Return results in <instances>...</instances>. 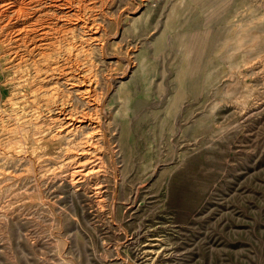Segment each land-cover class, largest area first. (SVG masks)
I'll use <instances>...</instances> for the list:
<instances>
[{"label":"rangeland","instance_id":"rangeland-1","mask_svg":"<svg viewBox=\"0 0 264 264\" xmlns=\"http://www.w3.org/2000/svg\"><path fill=\"white\" fill-rule=\"evenodd\" d=\"M89 1L106 138L88 177L57 118L76 96L48 102L0 15V264H264V0Z\"/></svg>","mask_w":264,"mask_h":264},{"label":"bare ground","instance_id":"bare-ground-1","mask_svg":"<svg viewBox=\"0 0 264 264\" xmlns=\"http://www.w3.org/2000/svg\"><path fill=\"white\" fill-rule=\"evenodd\" d=\"M0 3L2 18L13 20L7 27L10 30L7 36L13 35L8 37L12 55L19 62L31 59L38 74L37 60L44 63L46 75L42 81L48 77L55 79V87L51 86L54 91L48 102L55 103L57 96L60 97L57 88L61 85L68 86L63 92L76 96L77 101H73L61 95L60 104L56 106L57 118L65 134L72 137L70 144L75 149L76 172L87 169L82 172L84 177L98 174L102 171L101 149L106 138L101 121L105 112L104 98L97 91L92 62H88L83 53L88 50L83 47L97 39L91 33L96 23L85 16L92 3L89 0H0ZM69 25L80 31L79 41L70 38ZM79 53L83 54L82 59ZM80 124L86 125L87 132L79 138L77 130L84 129ZM102 188L99 182L94 186L96 193H101Z\"/></svg>","mask_w":264,"mask_h":264}]
</instances>
